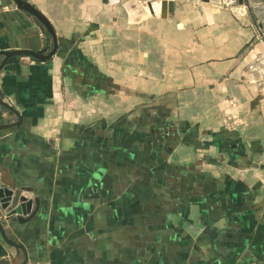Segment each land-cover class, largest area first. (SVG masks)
<instances>
[{
    "label": "crops",
    "instance_id": "obj_1",
    "mask_svg": "<svg viewBox=\"0 0 264 264\" xmlns=\"http://www.w3.org/2000/svg\"><path fill=\"white\" fill-rule=\"evenodd\" d=\"M28 1L58 49L0 71L23 119L0 131V183L39 199L6 224L27 255L0 234V264H264V54L251 51L264 29L247 7ZM52 47L0 0V63ZM18 120L0 105V125Z\"/></svg>",
    "mask_w": 264,
    "mask_h": 264
},
{
    "label": "water",
    "instance_id": "obj_2",
    "mask_svg": "<svg viewBox=\"0 0 264 264\" xmlns=\"http://www.w3.org/2000/svg\"><path fill=\"white\" fill-rule=\"evenodd\" d=\"M17 8L31 14L35 17L46 29L48 34L51 36L53 41V47L50 51L48 49L35 51L19 49L13 51H5L2 54L5 56L3 61L0 63V71L6 66L7 62L14 56H29L33 57L39 61H47L51 59L57 49H58V39L56 30L49 20V18L39 10L35 5H33L28 0H13ZM160 0H135L134 6L136 8L141 7L147 15L154 16L156 14L154 3ZM169 10H173L174 0H167ZM210 0H201L203 3H208ZM110 3H117L120 0H110ZM238 3L242 6L247 7L251 19L257 26V31H263L264 26L262 20L264 19V0H238ZM256 16V18L254 17ZM257 36V35H256ZM0 105L12 113H14L19 120L13 123H4L0 125V131L14 128L21 125L22 116L21 114L8 102L4 101L0 97ZM28 188L14 189L7 186H3L0 183V234L4 241L17 249H21L25 255H27L25 247L18 243L15 239L9 237L6 224L8 221L17 220L20 223H25L31 221L38 213L39 210V199H32L25 195V191H30ZM36 205V206H35ZM28 259H26L23 264H27Z\"/></svg>",
    "mask_w": 264,
    "mask_h": 264
},
{
    "label": "rangeland",
    "instance_id": "obj_3",
    "mask_svg": "<svg viewBox=\"0 0 264 264\" xmlns=\"http://www.w3.org/2000/svg\"><path fill=\"white\" fill-rule=\"evenodd\" d=\"M251 51L253 54H256L257 56H263L264 54V36L263 35L257 34L253 42V47Z\"/></svg>",
    "mask_w": 264,
    "mask_h": 264
},
{
    "label": "bare ground",
    "instance_id": "obj_4",
    "mask_svg": "<svg viewBox=\"0 0 264 264\" xmlns=\"http://www.w3.org/2000/svg\"><path fill=\"white\" fill-rule=\"evenodd\" d=\"M167 0H160V1H157L154 3V6H155V11L157 13H161L162 10L166 7L167 5Z\"/></svg>",
    "mask_w": 264,
    "mask_h": 264
},
{
    "label": "built area",
    "instance_id": "obj_5",
    "mask_svg": "<svg viewBox=\"0 0 264 264\" xmlns=\"http://www.w3.org/2000/svg\"><path fill=\"white\" fill-rule=\"evenodd\" d=\"M36 264H42V263H36Z\"/></svg>",
    "mask_w": 264,
    "mask_h": 264
}]
</instances>
